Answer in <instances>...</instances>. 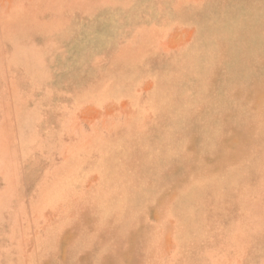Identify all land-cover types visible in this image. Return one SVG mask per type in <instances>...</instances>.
I'll list each match as a JSON object with an SVG mask.
<instances>
[{"label":"rangeland","instance_id":"1","mask_svg":"<svg viewBox=\"0 0 264 264\" xmlns=\"http://www.w3.org/2000/svg\"><path fill=\"white\" fill-rule=\"evenodd\" d=\"M0 264H264V0H0Z\"/></svg>","mask_w":264,"mask_h":264}]
</instances>
